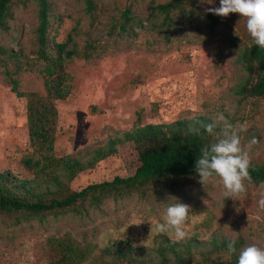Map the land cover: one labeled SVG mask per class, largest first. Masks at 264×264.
Masks as SVG:
<instances>
[{
	"label": "rangeland",
	"instance_id": "374dc122",
	"mask_svg": "<svg viewBox=\"0 0 264 264\" xmlns=\"http://www.w3.org/2000/svg\"><path fill=\"white\" fill-rule=\"evenodd\" d=\"M167 1L49 0V42L70 40L69 47L79 51L90 45L92 54L64 62L71 91L56 102L55 155L87 158V150L93 154L138 125L194 115L213 121L223 113L234 125L245 126L240 132L242 146L257 138L249 151L250 163L264 162V96L238 93L247 76L239 54L254 43L246 19L238 13L224 17L205 11L219 7L220 0H184V10L171 12L167 26L156 9ZM126 9L129 19L122 31ZM37 14L36 0H13L7 28L0 29V173L23 179L33 176L23 159L34 152L29 146L26 98L16 95L11 80L18 82L19 91L44 90L46 62L36 53ZM219 131L217 127L215 136ZM139 164L135 144L120 142L115 152L78 173L69 186L80 190L115 176L127 177ZM244 184L246 191L235 200L224 199L219 178L212 177L205 187L198 181L149 189L145 197L133 192L106 198L99 206L85 203L81 213L68 210L38 217L0 212V264H51L50 238L66 234L89 250L82 264H131L115 261L101 250L125 240L146 249L155 246L159 235L155 224L177 202L190 206L184 225L187 235L178 241L235 237L242 243L240 249L251 243L264 247V209L258 206L264 182ZM219 255L220 264H227L229 253Z\"/></svg>",
	"mask_w": 264,
	"mask_h": 264
},
{
	"label": "trees",
	"instance_id": "16d2710c",
	"mask_svg": "<svg viewBox=\"0 0 264 264\" xmlns=\"http://www.w3.org/2000/svg\"><path fill=\"white\" fill-rule=\"evenodd\" d=\"M13 0H0V29L7 28L10 5ZM38 7V25L36 27L37 57L46 62L43 68L46 75L44 90L23 92L18 90L14 79L12 90L18 97L26 98V118L29 146L33 155L23 159V165L32 171L29 179L16 178L9 172L0 173V212H21L29 216L44 217L49 213L71 210L81 213L84 204L99 206L106 198H121L136 192L147 196L149 189L161 191L165 188H177L199 181L195 172V161L200 148L215 142L216 136L201 128L200 135L188 131L189 125L213 122L205 115H194L189 119H178L169 123H148L138 125L121 136L108 141L106 147L87 150V158L71 154H54V141L58 111L56 102L65 100L71 91L64 62L77 55L84 58L92 54L86 45L83 51L69 41L48 40L49 0H36ZM90 7V2L88 1ZM156 9L163 15V23L172 22L171 12L184 10V0H168L158 4ZM129 10L123 12L125 22L120 24L122 31L129 19ZM209 18L215 19L212 14ZM10 55L17 56V53ZM239 61L247 72L245 80L238 86L243 97L264 96V49L254 43L244 47ZM139 121V117H137ZM120 142H133L138 151L139 166L127 177L115 176L112 180L88 184L80 190H72L69 183L74 177L95 165L96 162L115 152ZM91 155V156H90ZM251 182H264V162L250 163ZM229 239H211L200 242L189 237L185 241L169 239L165 234L156 236V245L143 248L125 240L115 242L101 250L105 256L115 261H127L131 264H220L222 251H227ZM53 259L51 264H82L89 258V250L69 234L51 237ZM242 243L236 240L235 253H229L227 264H237ZM196 252V253H195ZM215 254L214 257L212 254ZM198 254L199 258L195 255Z\"/></svg>",
	"mask_w": 264,
	"mask_h": 264
},
{
	"label": "clouds",
	"instance_id": "9594fccd",
	"mask_svg": "<svg viewBox=\"0 0 264 264\" xmlns=\"http://www.w3.org/2000/svg\"><path fill=\"white\" fill-rule=\"evenodd\" d=\"M208 2L211 3V0ZM205 11L224 17L230 13L240 14L246 19V29L254 44L264 49V0H220L219 7L207 8ZM198 123L190 124L188 131L200 135L201 128L208 134H213L217 127L220 129L215 142L200 148V155L195 161L199 183L205 187L212 177H217L223 188L224 199L235 200L246 191L244 181L251 182L249 151L258 140L254 136L247 145L242 146L240 132L246 130L245 126L234 125L223 113L218 114L211 123L197 126ZM258 206L264 209V194H261ZM189 210L190 206L185 203L170 204L162 222L155 224V232L174 236L176 240L184 239L187 235L184 225L188 220ZM235 245L236 238H229L227 251L230 254L237 251ZM237 264H264V247L251 243L241 248Z\"/></svg>",
	"mask_w": 264,
	"mask_h": 264
}]
</instances>
